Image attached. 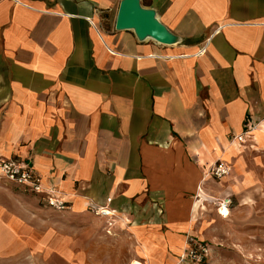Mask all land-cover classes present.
<instances>
[{
  "label": "crops",
  "instance_id": "obj_1",
  "mask_svg": "<svg viewBox=\"0 0 264 264\" xmlns=\"http://www.w3.org/2000/svg\"><path fill=\"white\" fill-rule=\"evenodd\" d=\"M119 3L0 0V160L68 206L22 187L0 241L61 237L66 264H178L187 239L200 264L264 260V0H140L169 45L115 30ZM218 160L228 176H206Z\"/></svg>",
  "mask_w": 264,
  "mask_h": 264
},
{
  "label": "built area",
  "instance_id": "obj_2",
  "mask_svg": "<svg viewBox=\"0 0 264 264\" xmlns=\"http://www.w3.org/2000/svg\"><path fill=\"white\" fill-rule=\"evenodd\" d=\"M254 126H248L243 132L247 134L253 129ZM237 140L243 142L242 136H237ZM229 174V168L222 161L218 160L213 163L207 170L206 176L213 177L215 179H221ZM0 176L5 180L15 185L27 188L35 194H43L45 203L52 209L61 211L67 209L66 202L57 195V192L52 188H45L40 179L32 174L29 168L20 160L17 159H5L0 160ZM216 211L222 215L223 211L228 212V207L231 204L230 198L213 199ZM90 211L97 216H109L112 212L106 207L97 206L95 204L90 205ZM209 249L205 245L194 243L191 239L186 240V245L182 252L179 254V262H191L193 264H200L208 256Z\"/></svg>",
  "mask_w": 264,
  "mask_h": 264
},
{
  "label": "rangeland",
  "instance_id": "obj_3",
  "mask_svg": "<svg viewBox=\"0 0 264 264\" xmlns=\"http://www.w3.org/2000/svg\"><path fill=\"white\" fill-rule=\"evenodd\" d=\"M22 190L23 188L21 186L10 183L1 177L0 206L1 203L3 202L5 203V205L6 204L8 205V203L11 202L13 207L16 204L15 198H17L14 194L19 193L20 191L22 193ZM30 193L28 192V194ZM94 220H96L99 223H103L105 222L106 219L96 218ZM8 230L10 231V233L9 235H7V237H6L7 231L6 230L1 231L2 236L5 237H3L4 239L0 241V264H66V262L60 261L55 257L56 256L55 254H57L55 251L57 249H60L62 253H65L66 251V244L64 242L65 239L59 237V239L57 238V240H55L54 238L50 240V237L47 239L38 237L36 241H34V243L30 244L29 242H26L22 244H17V238L15 237L14 234H16L17 233L16 231L18 230L15 229L14 230L8 229ZM57 232L64 236L65 233L68 232V230L64 227H60ZM75 236H76L75 238L76 251H78L81 250L82 238L81 235H75ZM105 248H106L105 245L101 246L102 250H104ZM92 250L99 251V246H95V248H93ZM107 251H112V247L107 246ZM13 253H17V254H13ZM46 258L48 259L45 260ZM177 262L178 264H181L179 260ZM242 264H264V260L251 258L249 259V261H243Z\"/></svg>",
  "mask_w": 264,
  "mask_h": 264
},
{
  "label": "water",
  "instance_id": "obj_4",
  "mask_svg": "<svg viewBox=\"0 0 264 264\" xmlns=\"http://www.w3.org/2000/svg\"><path fill=\"white\" fill-rule=\"evenodd\" d=\"M115 30H132L140 41L148 38L164 45L177 42L176 37L158 20L155 11L143 7L140 0H120Z\"/></svg>",
  "mask_w": 264,
  "mask_h": 264
},
{
  "label": "bare ground",
  "instance_id": "obj_5",
  "mask_svg": "<svg viewBox=\"0 0 264 264\" xmlns=\"http://www.w3.org/2000/svg\"><path fill=\"white\" fill-rule=\"evenodd\" d=\"M223 214L225 215V216H227L228 215V212L226 211V210H224L223 211ZM222 216V215H221Z\"/></svg>",
  "mask_w": 264,
  "mask_h": 264
}]
</instances>
